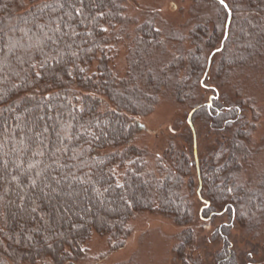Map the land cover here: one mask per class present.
<instances>
[{"label":"trees","instance_id":"1","mask_svg":"<svg viewBox=\"0 0 264 264\" xmlns=\"http://www.w3.org/2000/svg\"><path fill=\"white\" fill-rule=\"evenodd\" d=\"M212 1L220 15L211 32L198 24L187 37L163 34L156 14L145 16L118 76L112 44L136 23L128 0H0V264H125L88 260L84 243L96 232L110 243L104 256L113 253L144 211L185 226L182 264L201 218L222 246L215 264L253 263L230 233L240 225L257 235L264 221V175L253 186L240 174L260 112L237 84L231 97L209 84L264 66V0H226L223 44L228 15ZM168 41L175 53L162 62ZM200 87L213 93L210 105L196 97ZM166 90L191 104L194 132L186 125L185 143L171 141L150 165L134 141Z\"/></svg>","mask_w":264,"mask_h":264},{"label":"rangeland","instance_id":"2","mask_svg":"<svg viewBox=\"0 0 264 264\" xmlns=\"http://www.w3.org/2000/svg\"><path fill=\"white\" fill-rule=\"evenodd\" d=\"M126 5L128 16L136 19V23H130L122 32V37L116 39L112 44L110 66L118 76H124L127 72L128 47L131 46L133 35L131 33L135 30L136 25L144 20L145 16L156 14V26L163 34L174 29L185 33L187 37L188 30L198 24L206 26V30L211 32L216 28L220 15L217 5L212 0H128ZM128 33H130V37L127 36ZM172 42L168 41L167 53H156L159 58L164 59L161 60L162 62L174 55ZM185 42L184 48L187 49L189 42ZM209 85H212L217 91V95L221 93L230 97L233 96L231 88L236 85L237 88L242 89L241 95L251 98L258 107L260 115L255 122L253 145L250 148L251 155L246 163H243L242 172L240 171L243 180L252 182L251 185L255 186L264 175V66L249 72L246 70L238 75L234 74L225 82L213 81ZM197 92V98L207 101L209 105L212 103V99L209 102V99L213 97L211 91L200 87ZM190 106L191 104L184 101L180 103L171 91L166 90L162 93L153 111L139 118L143 128L134 143L150 152V165H154L153 156L163 153L162 151L171 141L176 144L180 141L184 142L182 135L188 125L187 116L191 111ZM246 114L248 115V112ZM201 123V121L196 123L199 131H202ZM204 138L202 136L200 138L201 147H205L207 144ZM208 141L210 140L208 139ZM197 191L199 192L195 189L189 198L194 202L196 213L200 215L205 202L200 200ZM206 220L201 218L200 221H194L192 225L194 242L191 241L182 248L183 260L187 264H215L213 253L222 246L219 242L210 239L212 226L205 228L199 226ZM262 223L257 235L246 234L240 225H236L230 233L231 238L236 240L234 244L237 245V249L246 251L248 254L254 253L252 264H264L263 247L257 244L259 241L264 242V221ZM130 226L132 230L125 245L106 256L104 255L108 252L110 243L105 236L92 232L84 243L88 260L99 259L105 263L122 262L125 264H182L178 255L180 249L177 245L182 243L181 235L185 226L177 225L169 216L149 211L137 214L130 220ZM252 237H255L253 241ZM249 242L250 244H248Z\"/></svg>","mask_w":264,"mask_h":264},{"label":"water","instance_id":"3","mask_svg":"<svg viewBox=\"0 0 264 264\" xmlns=\"http://www.w3.org/2000/svg\"><path fill=\"white\" fill-rule=\"evenodd\" d=\"M218 1V0H217ZM230 18H231V12L230 14L227 16V19H226V24H225V33H224V37H223V40H222V44L227 36V33H228V27H229V23H230ZM211 99H209V102H211ZM194 110H191L187 116V123L188 125L191 127L192 131L194 132V128H193V124H192V114H193ZM194 155H195V159L197 160V152H196V142H195V134H194Z\"/></svg>","mask_w":264,"mask_h":264},{"label":"snow or ice","instance_id":"4","mask_svg":"<svg viewBox=\"0 0 264 264\" xmlns=\"http://www.w3.org/2000/svg\"><path fill=\"white\" fill-rule=\"evenodd\" d=\"M218 3L222 7V9L225 11V14L229 15L231 10H230L229 4L226 2V0H218ZM105 31H106V29H105ZM157 31H159V30L157 29ZM225 35H226V33H225ZM217 51H219V49H217ZM36 75H39V73H36ZM205 206L207 207V205H205Z\"/></svg>","mask_w":264,"mask_h":264}]
</instances>
